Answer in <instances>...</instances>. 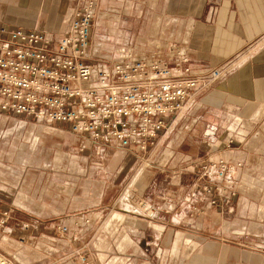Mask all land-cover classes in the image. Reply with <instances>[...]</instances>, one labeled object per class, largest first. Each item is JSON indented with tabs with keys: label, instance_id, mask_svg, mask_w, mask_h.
Segmentation results:
<instances>
[{
	"label": "rangeland",
	"instance_id": "obj_1",
	"mask_svg": "<svg viewBox=\"0 0 264 264\" xmlns=\"http://www.w3.org/2000/svg\"><path fill=\"white\" fill-rule=\"evenodd\" d=\"M213 1L217 4L223 2L98 0L91 54L94 58L111 55L120 44H133L141 52L160 50L167 59L172 57L173 63L182 62V56L186 54L188 62H201L202 67L225 64L227 70L223 79L249 58L251 50H247V44L242 47V42L234 50L226 52L229 42L214 36L215 31L222 27L209 25L207 20L209 13L210 20H213ZM208 31L209 35H206ZM256 40L264 46V32L252 42ZM197 53L205 58L192 59L191 55L194 57ZM202 111L206 123L195 122L197 134L189 138V127L186 126L189 123L181 124L180 138L175 142L179 150L191 149L196 153L194 157H201L200 167L202 162L220 157L235 162L234 183L223 191L215 192L205 191L199 183L210 198L205 206L213 207L218 214L217 219L211 217V221L222 223V226L213 225L202 230L203 233L195 228L194 219L188 221L190 227L184 229L183 235L180 232L174 236L175 240L178 237L175 254L172 251L169 258L164 259L171 264H188L184 259L196 261L195 256L202 254L200 248L203 245L214 244L218 250L221 249V259L226 255L229 257V264L237 262L235 255H238V264H264V170L239 171L242 162L231 160L227 155H213L222 145L217 141L219 137H213L217 135L211 121L215 118L214 109H198L195 115ZM66 128L36 122L12 110L0 109V261L6 264H76L80 253H86L93 264H123L126 254L122 250L133 251V245H126L124 238H137L134 229L121 228L137 223L134 217L127 223L124 209L146 213L152 210L148 201L139 205L140 199L133 188L139 184L142 175L150 176L148 170L155 166L163 167L167 162L171 149L168 138L160 141L158 148L153 144L146 151L133 150L135 154L129 156L120 173L118 167L130 149L109 141L98 143L88 140L64 130ZM230 141L231 138L225 140V144ZM185 162L180 159L174 163ZM198 173V170L188 171L189 181L198 180ZM167 174L162 172L159 179L165 180ZM175 175H178V170ZM104 177L110 186L109 197L116 201L115 204L102 212L93 211L95 215L89 214L94 208L89 211L69 208L74 204L97 201L96 192ZM212 198H217L218 203H211ZM115 214L121 215V219L114 218ZM60 223L68 224L70 230L60 232ZM209 253L213 254L211 250ZM154 255L157 260L156 254H150Z\"/></svg>",
	"mask_w": 264,
	"mask_h": 264
},
{
	"label": "built area",
	"instance_id": "obj_2",
	"mask_svg": "<svg viewBox=\"0 0 264 264\" xmlns=\"http://www.w3.org/2000/svg\"><path fill=\"white\" fill-rule=\"evenodd\" d=\"M97 1L77 0L60 34L0 22V109L65 126L98 143L146 151L167 128V117L214 85L227 68L195 69L186 54L173 63L160 50L141 52L133 44L94 58L90 46ZM219 4L213 1L211 12ZM235 164L222 157L202 162L198 182L205 191H223L234 183ZM58 230L68 232L70 226L60 223ZM156 255L157 264H166L162 252ZM122 263L136 264L127 257ZM76 264L93 263L80 253Z\"/></svg>",
	"mask_w": 264,
	"mask_h": 264
},
{
	"label": "crops",
	"instance_id": "obj_3",
	"mask_svg": "<svg viewBox=\"0 0 264 264\" xmlns=\"http://www.w3.org/2000/svg\"><path fill=\"white\" fill-rule=\"evenodd\" d=\"M76 3L77 0H0V22L10 27H22L25 30L36 29L60 34L65 29ZM210 15L209 13L207 18L209 25L216 26V28L217 26L222 27L215 31L214 36L223 42H229V46L226 48L227 53L243 42L242 47L247 44V50H251V55L228 76L189 99L182 110L167 117V128L159 132L155 143V147L158 148L160 141L168 138L171 149L167 162L163 164V167L155 166L156 169L148 170L151 173L150 176L142 175L139 184L133 188L136 197L144 202L148 201L152 210L146 213L140 210L124 209L127 223H130L131 217H134L137 223L126 224L121 228L125 229L127 226L134 229L137 238L133 240L130 237H125L126 245H133V251L129 252L124 249L122 252L136 264H157L155 255L152 257L150 254H157L158 250L163 252V261L166 264H171L165 259L169 258L170 252L173 251L175 254L174 251L177 250L178 237L175 240L174 236L180 235V232L183 235L184 229L190 227L188 221L192 219L196 222L195 228L203 233L202 230H207L213 225L214 227L222 226V223L217 224V221H211V217L217 219L218 214L213 207L205 206L210 198L199 187L198 180L189 181L188 179V171L195 172L200 169L199 158L201 157H194L196 153L191 149L183 150L182 148L179 150L178 144L175 142L176 138H180L178 132H181L179 129L183 126L181 124L189 123L186 125L189 127L188 137L193 138L197 134L196 128L194 129L195 122L206 123L203 111L199 115H195L196 110L205 107L214 109L215 118H212L211 121L215 124L217 135L213 137H219L217 141L222 145L218 146V150L213 155H227L231 160L242 162L243 166L239 167V171L264 170V46H261L257 40L252 42L264 32V0H235V2L223 0L218 5L213 20H210ZM206 35H209V31ZM191 58L196 60L195 58L205 57L197 53L194 57L191 55ZM189 63L195 67H202L201 64H203L201 62ZM211 121L208 120L209 123ZM64 130L70 132L68 128ZM77 136L91 139L89 135L77 134ZM184 136H186V132ZM230 138L232 142L225 144V140ZM226 145L227 149H224ZM130 151L128 154H124V160L120 163L118 172L121 173L126 167L129 156L135 154L133 150ZM105 153L107 154L106 151ZM180 159L186 162L176 164ZM178 166L180 168L176 169ZM177 170L178 175L176 176ZM162 172H168V177L165 180L159 179ZM184 172L185 175H181ZM89 177L91 178V175H88ZM102 181L103 184L96 192L98 194L97 201H88L82 205L74 204L69 208L72 210L83 209L82 211L94 208L89 214L95 215L96 213L93 211L102 212L105 208L115 204L116 201L109 197L111 190L110 186L106 184L108 180L104 177ZM161 187L163 188L161 189ZM194 188L198 190H194ZM115 217L121 219L119 214H115ZM183 246L185 247L184 244ZM145 250L148 251L147 254H143ZM209 250L213 254H208ZM220 250L214 244L203 245L200 248L202 254L195 256L196 261L189 262L187 258L184 260L188 264H211L214 262L229 264L227 255L225 259H221ZM235 257H237L235 258L237 262L233 263L238 264V255ZM140 259L142 260L140 261Z\"/></svg>",
	"mask_w": 264,
	"mask_h": 264
},
{
	"label": "bare ground",
	"instance_id": "obj_4",
	"mask_svg": "<svg viewBox=\"0 0 264 264\" xmlns=\"http://www.w3.org/2000/svg\"><path fill=\"white\" fill-rule=\"evenodd\" d=\"M127 195H128V193H127ZM147 208H145V210H146ZM0 264H6V263H4V262H2V261H0Z\"/></svg>",
	"mask_w": 264,
	"mask_h": 264
}]
</instances>
